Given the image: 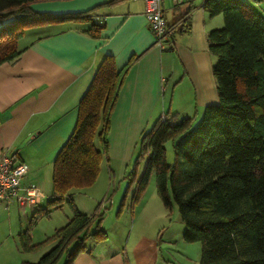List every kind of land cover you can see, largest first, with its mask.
<instances>
[{
	"label": "trees",
	"instance_id": "1",
	"mask_svg": "<svg viewBox=\"0 0 264 264\" xmlns=\"http://www.w3.org/2000/svg\"><path fill=\"white\" fill-rule=\"evenodd\" d=\"M38 1L45 0H0V64L19 56L18 40L27 28L82 21L89 23L91 36L103 28L95 20L97 6L48 14L31 8ZM203 7L209 15L223 17L222 27L207 33L218 103L205 106L195 126L192 117L173 123L165 114L144 130V166L137 179L129 178L126 191L132 190L135 204L153 174L164 207L177 208L183 240L200 243L199 264H264V15L244 0H204ZM132 61L118 69L113 57L105 55L99 63L78 104L75 127L53 160L51 196L35 210L30 227L18 234L23 251L52 241L55 245L38 261L20 264H55L62 255L64 264H72L88 240L106 238L100 229L102 213L79 211L73 195L96 181L102 152L95 139L105 153L110 116ZM168 141L173 145L172 163L166 158ZM65 202L72 207L69 220L32 244L31 226Z\"/></svg>",
	"mask_w": 264,
	"mask_h": 264
},
{
	"label": "crops",
	"instance_id": "2",
	"mask_svg": "<svg viewBox=\"0 0 264 264\" xmlns=\"http://www.w3.org/2000/svg\"><path fill=\"white\" fill-rule=\"evenodd\" d=\"M110 1L32 3L34 11L48 14L76 13L97 6L95 20L103 28L98 36L88 34L89 23L82 21L48 22L27 28L18 40L19 56L0 64V156H13L27 166L20 193L23 187L37 186L45 194L39 207L2 204L7 209L6 240L11 238L17 253H21L18 234L30 227L35 210L42 208L51 196L53 160L75 127L78 104L105 55L113 57L118 69L133 59L110 116L109 136L126 129L143 132L165 114L166 101L176 113L195 111L194 104L204 108L218 103L212 73L215 57L208 51L207 33L222 27L221 14L209 15L203 7L204 0H189L176 6L166 1L163 13L168 33L160 47L154 43L143 0ZM95 185L77 193L85 194ZM131 199L132 190L125 188L121 199L117 198L114 214L111 206L115 201L111 197L109 206L100 201L89 212L81 211L73 197L79 211L102 213L100 229L106 238L100 242L88 240L72 264H199L198 246L183 240L180 217L173 220L174 224L167 222L172 209L167 210L161 200L159 207L154 196L149 201L142 199L136 206ZM150 202L155 209H149ZM56 229L57 225L52 233L43 231L36 237L35 228H31V243L42 242ZM50 245L55 242L47 246ZM9 249L11 252V246ZM15 259L13 254L10 262ZM24 261L32 262L21 255L18 264Z\"/></svg>",
	"mask_w": 264,
	"mask_h": 264
},
{
	"label": "rangeland",
	"instance_id": "3",
	"mask_svg": "<svg viewBox=\"0 0 264 264\" xmlns=\"http://www.w3.org/2000/svg\"><path fill=\"white\" fill-rule=\"evenodd\" d=\"M249 5H252L258 12H260L262 15H264V0H244ZM165 84H163L164 89ZM195 111L192 109L191 111H185V112H174L170 108V102L166 101L165 103V114H168L171 121L173 123L179 122L184 117H192L193 118V125H197L199 120L201 119L202 113H203V107H198L194 104ZM168 111V112H167ZM164 114V115H165ZM163 116V115H162ZM161 116V117H162ZM110 129V128H109ZM148 129V128H147ZM109 133V131H108ZM141 135L142 131H136L135 129L125 131H121L116 134H112L109 136L107 134V150L104 153L102 149V145L100 141L96 138L95 144L98 146L99 149H101L102 152V158H101V164H100V170L98 173V176L96 178V181L93 184H96L94 188L88 189L87 193L85 194H79L77 191L73 195L75 204L81 211H92L98 204V202L103 201V203H106V207L109 206L110 197L113 198V201H115V204L111 206L112 211L116 212L117 205L119 200L121 199L122 195L125 192V188L129 183V178L131 176H135L136 179L139 177V175L142 172L143 166H144V160L141 158ZM111 137V138H110ZM110 139H111V145H110ZM166 149V158L168 163L173 162V145L171 141L166 142L165 144ZM110 168V169H109ZM132 174V175H131ZM124 178V179H123ZM118 183H119V189H118ZM131 193V192H130ZM91 195V197L89 196ZM106 195V197H104ZM92 196L97 197L92 198ZM154 196L155 200L158 202L159 207H162L161 199L159 198L156 187H155V179L154 175L152 174L150 176L148 185L143 192L141 198L133 205H138L139 202L143 199L144 201ZM104 197V199H102ZM115 197V198H114ZM130 197V194L129 196ZM117 198L119 200H117ZM0 204V264H18L21 261V255L23 259L36 262L38 259L44 255L47 251H49L53 246H47L48 243H45L43 245H40L36 250L31 251H23L20 248L21 253H17L15 251L13 246V241L10 239L6 240L7 238V209ZM103 206H99V208L102 209ZM135 208V207H134ZM149 209H155L154 203L150 202ZM9 211H11V208H9ZM149 212H152L153 210H148ZM12 216H15V214L12 212ZM72 215V207L70 204L65 202L61 208L59 209H53L51 211V214L49 216L41 217L39 218L35 224L31 226V228H35V235L36 237L39 232L48 231L51 230L50 233H52L54 230V226L57 225V229L60 228L65 224L66 221L69 220L70 216ZM14 218L19 220V216L16 215ZM175 218H179V214L177 211V208L175 205L172 207L171 214L167 217V222L172 221L171 224H174L173 220ZM25 222V219H24ZM109 222V221H108ZM26 226L29 227L28 222H25ZM164 223L166 221L164 220ZM94 227L92 228V230ZM37 239V238H36ZM190 244H195V246H198L197 252L199 250V254L201 253V246L199 242H192ZM10 246H11V252H10ZM10 252V253H9ZM16 252V253H15ZM13 254L15 257L17 256V260L15 259V262H10L12 260ZM65 262V256H60L55 264H64Z\"/></svg>",
	"mask_w": 264,
	"mask_h": 264
},
{
	"label": "built area",
	"instance_id": "4",
	"mask_svg": "<svg viewBox=\"0 0 264 264\" xmlns=\"http://www.w3.org/2000/svg\"><path fill=\"white\" fill-rule=\"evenodd\" d=\"M169 1L172 6L180 5L189 0H143V12L152 32L154 43L163 46L168 33V26L164 17V3ZM164 118V115L162 116ZM25 164L17 162L13 156L4 154L0 156V202L9 205L17 204H40L45 194L37 186L23 187L20 193L21 180L27 174Z\"/></svg>",
	"mask_w": 264,
	"mask_h": 264
}]
</instances>
